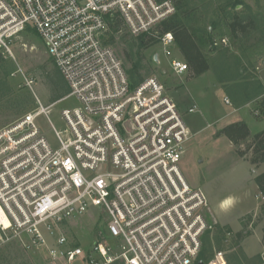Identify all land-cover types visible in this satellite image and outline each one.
Masks as SVG:
<instances>
[{
	"label": "built area",
	"instance_id": "2783aa9c",
	"mask_svg": "<svg viewBox=\"0 0 264 264\" xmlns=\"http://www.w3.org/2000/svg\"><path fill=\"white\" fill-rule=\"evenodd\" d=\"M176 12L175 0H0V54L12 58L14 40L33 30L69 88L60 100L77 101L61 108V127L48 117L57 101L38 100L0 128V249L17 243L52 264L198 263L213 224L205 193L179 165L191 130L158 79L132 85L101 41L107 18L118 14L132 36L160 43L174 74L187 73L172 32L157 30ZM41 115L54 145L36 121ZM90 209L104 226L83 248L63 226ZM223 254L203 264H227Z\"/></svg>",
	"mask_w": 264,
	"mask_h": 264
},
{
	"label": "rangeland",
	"instance_id": "374dc122",
	"mask_svg": "<svg viewBox=\"0 0 264 264\" xmlns=\"http://www.w3.org/2000/svg\"><path fill=\"white\" fill-rule=\"evenodd\" d=\"M232 15L251 18L253 23L237 38L231 37L227 27ZM183 16L182 21L195 35L209 64V69L198 76H190L189 71L174 74L160 43L139 46L138 39L123 23L117 30L107 27L101 41L115 51L127 73L135 71L132 81L154 77L175 102L174 97L181 96V103H176L191 129L179 163L181 172L190 185L202 188L207 195L208 220L223 219L234 228L240 227L236 232L231 228L227 231L225 226H215L212 222L213 230L205 240L206 253L212 256L221 250L227 264H247L240 246L242 238L255 227H264V200L257 193L254 181V176L264 171V161L257 166L249 162L251 151L247 146L253 135L235 146L218 131L239 116L250 132L263 131L260 129L264 120L258 119L254 108L264 98V0H188ZM11 49L12 58L0 55V128L34 108L38 100L43 104L58 100L53 84L56 66L36 33L28 29L14 40ZM173 52L178 54L175 48ZM180 54L177 56L184 59ZM29 78L33 79L31 84L27 82ZM225 97L230 104L224 102ZM76 104L72 96L57 101L50 108V121L61 127V108ZM191 106H196V110L188 113ZM36 121L54 145L55 136L46 117L41 115ZM237 149L246 151L245 155L239 156ZM220 196L240 198L242 204L223 211L217 205ZM254 204L258 208L255 214L240 217V210H249ZM97 212L90 209L63 226L72 243L86 248L94 241L104 226V216ZM249 241L257 243L255 237ZM256 263L254 260L251 264ZM0 264L52 263L43 252H25L10 243L0 250Z\"/></svg>",
	"mask_w": 264,
	"mask_h": 264
},
{
	"label": "trees",
	"instance_id": "16d2710c",
	"mask_svg": "<svg viewBox=\"0 0 264 264\" xmlns=\"http://www.w3.org/2000/svg\"><path fill=\"white\" fill-rule=\"evenodd\" d=\"M175 4L177 7V13L168 20L162 22L157 27V30L161 33L167 31L172 32L175 39V44L184 60L187 62L188 71L190 72L189 75L198 76L209 69V64L196 41L195 35L182 21L188 0H175ZM121 23L124 24V21L118 14H113L111 17L107 18V27L109 29L112 28L117 30ZM252 25L253 23L251 18H243L238 15H232L227 22V27L232 38H237L238 35L245 34L249 27H252ZM137 39L139 41V46H147L155 42L151 36L146 39L143 37H139ZM54 73V78L56 81H54L53 84H55L54 90L57 92L56 99H60L68 94L69 88L57 68L55 69ZM134 74L135 71H130L128 73L130 80L133 79ZM140 81H142V79L139 78L136 81L131 80L132 85H136ZM254 110H258L259 113L256 115L258 118L264 119V98L260 100V103L256 105ZM218 133L224 135L235 146L251 136L247 124L243 121H236L226 124L218 131ZM237 150L236 151L238 152L239 156L245 155L246 151H243L242 149ZM247 150L251 151L249 162L252 165L257 166L259 162L264 161V130L253 134L251 141L247 146ZM254 181L259 192L264 198V171L257 173L254 177ZM224 228H227V231L230 230L228 227ZM218 231L220 232V230ZM208 234L209 232H206L204 235L202 248L198 256V259L203 260L204 262H207L211 257L208 255V253H206L205 240L208 237ZM237 235L240 237V232H238Z\"/></svg>",
	"mask_w": 264,
	"mask_h": 264
},
{
	"label": "crops",
	"instance_id": "0c3cea01",
	"mask_svg": "<svg viewBox=\"0 0 264 264\" xmlns=\"http://www.w3.org/2000/svg\"><path fill=\"white\" fill-rule=\"evenodd\" d=\"M175 49L177 51L178 54H180L177 46L175 45ZM178 54H175V55H178ZM181 55V54H180ZM176 99V102L177 103H181V96L180 95H176L174 97ZM61 99V98H60ZM60 99H58L57 101H59ZM237 116H239L237 114ZM258 119H261V118H258ZM264 120V119H263ZM236 121H243L240 116L237 120L233 121V122H236ZM264 122V121H263ZM246 123V122H245ZM247 124V123H246ZM262 128L260 130H264V123L262 124ZM188 127L190 128V125L188 124ZM249 128V127H248ZM191 130V129H190ZM259 130V131H260ZM250 131V129H249ZM257 133V132H256ZM255 133L253 132H250V135H253ZM256 169V168H255ZM262 172V171H261ZM259 173V172H258ZM255 177V176H254ZM255 189L257 190V193L262 197L261 193L259 192L258 188H257V185H255ZM204 192V191H203ZM205 193V192H204ZM206 198H207V195L205 194ZM258 197V196H256ZM219 202H218V207L219 208H222L223 211H226V210H230L232 208H236L237 206H240L242 204V201H240L241 199L240 198H231V197H224V196H220L219 197ZM263 198V197H262ZM228 199H230L229 201H227ZM264 200V198H263ZM207 201H208V204H209V200L207 198ZM240 202V203H239ZM232 203V204H231ZM258 210L257 208V204H254V206L252 208H250L249 210H245V211H242L240 210L239 214L241 215L240 217H242L243 215L247 214V213H256ZM212 215V214H211ZM213 218V217H212ZM212 218L209 219L210 222H215V226H220V227H228L229 229L231 228L234 232L236 231H239L240 230V227L239 228H234L229 222L225 221V220H221V221H215L214 218H213V221H212ZM241 226V225H240ZM250 237H255L256 240H257V243L255 244V242H251L249 241ZM9 245V244H7ZM6 245V246H7ZM13 245V244H12ZM14 245H17L19 246L22 250H24L19 244L17 243H14ZM6 246H4L3 248H6ZM240 246L242 247V254L245 258V261L247 264H251L254 260H256L258 263L256 264H260L261 260H262V257L264 256V227L263 229L262 228H257L255 227L251 233L245 235L243 238H242V241L240 243ZM2 248V249H3ZM1 250V249H0ZM25 251V250H24ZM26 252V251H25ZM35 253V252H33ZM32 254V253H30ZM28 262V261H27Z\"/></svg>",
	"mask_w": 264,
	"mask_h": 264
},
{
	"label": "water",
	"instance_id": "95a60500",
	"mask_svg": "<svg viewBox=\"0 0 264 264\" xmlns=\"http://www.w3.org/2000/svg\"><path fill=\"white\" fill-rule=\"evenodd\" d=\"M203 260H199L197 264H203Z\"/></svg>",
	"mask_w": 264,
	"mask_h": 264
}]
</instances>
